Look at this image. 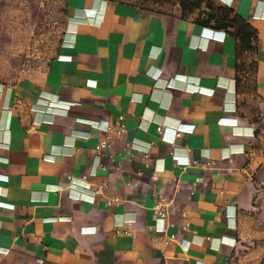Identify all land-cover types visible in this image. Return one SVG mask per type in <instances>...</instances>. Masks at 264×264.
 Instances as JSON below:
<instances>
[{
  "label": "crops",
  "instance_id": "crops-1",
  "mask_svg": "<svg viewBox=\"0 0 264 264\" xmlns=\"http://www.w3.org/2000/svg\"><path fill=\"white\" fill-rule=\"evenodd\" d=\"M213 1L254 94L229 31L124 0H64L46 65L0 76V264H264V0Z\"/></svg>",
  "mask_w": 264,
  "mask_h": 264
},
{
  "label": "rangeland",
  "instance_id": "rangeland-1",
  "mask_svg": "<svg viewBox=\"0 0 264 264\" xmlns=\"http://www.w3.org/2000/svg\"><path fill=\"white\" fill-rule=\"evenodd\" d=\"M124 1L158 10L179 8L176 0ZM64 22V0H0V76L14 81L46 65L62 38Z\"/></svg>",
  "mask_w": 264,
  "mask_h": 264
},
{
  "label": "trees",
  "instance_id": "trees-1",
  "mask_svg": "<svg viewBox=\"0 0 264 264\" xmlns=\"http://www.w3.org/2000/svg\"><path fill=\"white\" fill-rule=\"evenodd\" d=\"M176 2L182 16L194 14V19L199 24L215 29H225L234 36L236 44V92L254 94L256 67L254 54L257 49L255 29L232 8L218 5L213 0H176Z\"/></svg>",
  "mask_w": 264,
  "mask_h": 264
},
{
  "label": "built area",
  "instance_id": "built-area-1",
  "mask_svg": "<svg viewBox=\"0 0 264 264\" xmlns=\"http://www.w3.org/2000/svg\"><path fill=\"white\" fill-rule=\"evenodd\" d=\"M119 119H122V116H119ZM110 127H111L110 124H107L105 126V128H108V129H110ZM119 128L120 129L123 128L121 121L119 122ZM157 129L160 130L161 126L160 125L157 126ZM183 130H184L183 128H180V129H178L177 132L179 133L180 131H183ZM101 144H103V143H101ZM101 188H102V185H98V186L92 188V192H93L92 194L100 192ZM118 199H119L118 197L114 198L115 201ZM108 202H111V200H109ZM167 205H168L167 199L163 196H159V198H157V200L155 201V204L153 206V210L156 214V217L161 222V226L157 229L158 231H160V230L163 231L166 227V222H167V217H168ZM40 262H41L40 259L35 260V264H40Z\"/></svg>",
  "mask_w": 264,
  "mask_h": 264
}]
</instances>
